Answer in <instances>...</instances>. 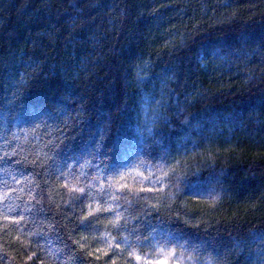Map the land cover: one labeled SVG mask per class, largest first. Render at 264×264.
Returning <instances> with one entry per match:
<instances>
[{
  "label": "trees",
  "instance_id": "obj_1",
  "mask_svg": "<svg viewBox=\"0 0 264 264\" xmlns=\"http://www.w3.org/2000/svg\"><path fill=\"white\" fill-rule=\"evenodd\" d=\"M0 264H264V0H0Z\"/></svg>",
  "mask_w": 264,
  "mask_h": 264
},
{
  "label": "snow or ice",
  "instance_id": "obj_2",
  "mask_svg": "<svg viewBox=\"0 0 264 264\" xmlns=\"http://www.w3.org/2000/svg\"><path fill=\"white\" fill-rule=\"evenodd\" d=\"M19 91V90H17ZM13 96V101L15 102L17 100V92H13L12 93ZM21 110H22V118H26V122L28 120L30 121H34L37 122V126H39L40 123H42L44 120H52L54 119V114L53 112L44 109V110H40V109H33L32 111H27L24 110V106L21 103L20 105ZM61 131V135L63 136V139L61 140L59 137H57L56 142H53L52 140L48 141V144L51 145V150L56 154L59 155L65 147H68V145L65 144V141H70V140H74L75 137L71 136L70 134H65V132L67 131V125L65 126L64 130H59ZM13 138H15V134H13ZM90 147V146H89ZM82 154L88 155V156H92L93 159L96 158L97 155H99V152L97 149L92 148L91 151H86V150H82ZM47 155V154H45ZM69 160L73 159L72 156L68 157ZM65 167H69V165L67 163H65L64 165ZM164 176H167V173H163ZM16 183H19V181L17 180ZM65 187H67V184L64 185ZM10 191L12 189H9ZM70 191H76V192H80L83 193L85 191L84 188H73L70 189ZM113 199H115V195H113L112 197ZM11 211V210H10ZM30 211V210H29ZM88 215H91V213L86 214L83 219L87 220ZM6 219L12 218V217H5ZM14 219V218H13ZM117 219H119V217H117ZM117 247H119V245H117ZM131 255V253H130ZM141 257L139 255L136 256V259L139 260Z\"/></svg>",
  "mask_w": 264,
  "mask_h": 264
}]
</instances>
